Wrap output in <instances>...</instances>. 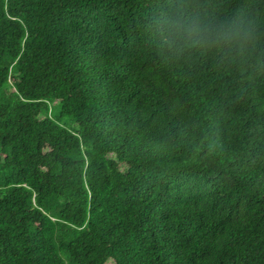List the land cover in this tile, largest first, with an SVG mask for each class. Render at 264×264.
<instances>
[{
	"label": "trees",
	"instance_id": "1",
	"mask_svg": "<svg viewBox=\"0 0 264 264\" xmlns=\"http://www.w3.org/2000/svg\"><path fill=\"white\" fill-rule=\"evenodd\" d=\"M0 264H264V0H0Z\"/></svg>",
	"mask_w": 264,
	"mask_h": 264
},
{
	"label": "rangeland",
	"instance_id": "2",
	"mask_svg": "<svg viewBox=\"0 0 264 264\" xmlns=\"http://www.w3.org/2000/svg\"><path fill=\"white\" fill-rule=\"evenodd\" d=\"M55 113H56V112H55ZM63 122H66L65 125H68V123H69V121H68L67 119H64ZM73 126H74L73 124H69V125L66 126V127L70 128V127H73Z\"/></svg>",
	"mask_w": 264,
	"mask_h": 264
}]
</instances>
